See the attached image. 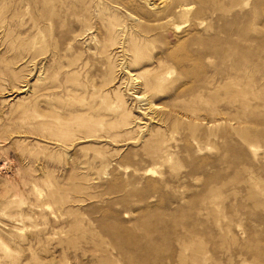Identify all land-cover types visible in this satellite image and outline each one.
Here are the masks:
<instances>
[{
  "label": "rangeland",
  "instance_id": "obj_1",
  "mask_svg": "<svg viewBox=\"0 0 264 264\" xmlns=\"http://www.w3.org/2000/svg\"><path fill=\"white\" fill-rule=\"evenodd\" d=\"M0 264H264V0H0Z\"/></svg>",
  "mask_w": 264,
  "mask_h": 264
}]
</instances>
